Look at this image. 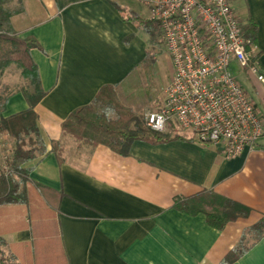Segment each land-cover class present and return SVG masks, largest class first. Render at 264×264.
I'll use <instances>...</instances> for the list:
<instances>
[{
    "label": "crops",
    "instance_id": "crops-1",
    "mask_svg": "<svg viewBox=\"0 0 264 264\" xmlns=\"http://www.w3.org/2000/svg\"><path fill=\"white\" fill-rule=\"evenodd\" d=\"M5 7L11 29L38 45L31 57L45 91L35 106L45 151L25 164L27 204L0 206L13 221L10 239L3 226L0 237L16 264H226L240 246L245 252L227 264H264V233L249 231L264 216V85L256 75L242 68L235 77L263 129L238 156L226 159L180 131L135 139L126 154L80 145L62 124L99 95L111 89L126 108L141 109L122 86L157 43L148 9L140 0H7ZM231 7L252 29L251 62L264 75V0H231ZM10 90L0 117L27 108L21 87ZM58 141L60 156L52 151ZM210 194L250 211L217 229L207 222Z\"/></svg>",
    "mask_w": 264,
    "mask_h": 264
},
{
    "label": "built area",
    "instance_id": "built-area-1",
    "mask_svg": "<svg viewBox=\"0 0 264 264\" xmlns=\"http://www.w3.org/2000/svg\"><path fill=\"white\" fill-rule=\"evenodd\" d=\"M149 11L168 53L172 75L158 109L145 113L154 132L175 127L200 142L220 145L230 159L251 150L262 135V120L229 64L264 75L252 64L251 43L242 36L231 0H140ZM0 134V177L6 176L13 146Z\"/></svg>",
    "mask_w": 264,
    "mask_h": 264
},
{
    "label": "trees",
    "instance_id": "trees-1",
    "mask_svg": "<svg viewBox=\"0 0 264 264\" xmlns=\"http://www.w3.org/2000/svg\"><path fill=\"white\" fill-rule=\"evenodd\" d=\"M7 0H0V75L10 65L20 69L21 77L26 85L21 92L27 103V108L0 117V133L7 132L13 139L11 162L6 176L0 177V206L7 204H27L26 182L29 178L30 168L25 166L37 153L45 151L38 126L35 106L45 95L37 66L31 57V50L37 48L36 41L31 37H20L9 26L11 12L5 7ZM153 23V22H152ZM154 24V25H153ZM156 34L160 33L157 25L153 23ZM244 25V24H243ZM242 36L252 44V29L242 24ZM245 28V29H244ZM99 109V110H98ZM141 116L131 112L117 98L113 90L102 96L99 95L93 104L73 112L63 122L64 134L76 137V140L94 145L105 144L120 154H126L128 145L135 139L152 138L162 139L165 132L149 131L143 123ZM25 139L31 144L25 148ZM33 145V146H32ZM32 146V147H31ZM62 144L53 143L52 151L60 156ZM207 196L206 206L207 222L221 229L225 223L238 217H245L249 208L225 198ZM250 232L258 238L264 233V216L251 226ZM0 245L5 241L0 237ZM243 246L237 247L225 256L224 263H230L245 252ZM3 263V260H0ZM12 264V263H11ZM16 264V263H15Z\"/></svg>",
    "mask_w": 264,
    "mask_h": 264
},
{
    "label": "rangeland",
    "instance_id": "rangeland-1",
    "mask_svg": "<svg viewBox=\"0 0 264 264\" xmlns=\"http://www.w3.org/2000/svg\"><path fill=\"white\" fill-rule=\"evenodd\" d=\"M240 24H242L244 27L242 22H240ZM157 34V43H153L151 45V48L148 52L149 54H147L144 62L140 64V68L136 71L134 79H127V81L122 86L123 95L127 101H132L135 103L136 107L138 105L141 107L140 110L135 109V111L130 109L131 112L141 116L143 120L146 112L152 111L160 106L162 102V90L168 84L172 75V66L169 61L168 53L164 47L163 38L161 37L160 33ZM229 69L232 75L236 77L242 68L235 60H232L229 64ZM19 76L21 77L20 69H18L16 65H10L0 75V108L5 104L4 99L6 95L12 91L10 90L11 88H17L19 86L22 88L26 85V81ZM15 79L19 82H17ZM169 129L170 130L166 131L165 133H174L180 131L178 129L176 130L175 127H171ZM189 133L191 132L188 131L187 134ZM68 135L69 137L73 139L75 138L74 140H76L75 136L70 134ZM76 141L79 142L80 145H88L81 141ZM29 144H31L29 140L25 139V148H28ZM1 210L2 209H0V213ZM1 215L2 214H0V216ZM2 226L7 231L6 236L10 239V236L7 234H10L11 227L13 226L12 219L9 221L8 217L2 215L0 217V227ZM1 259L3 260V263L0 264H15L13 256L4 245H0V260Z\"/></svg>",
    "mask_w": 264,
    "mask_h": 264
},
{
    "label": "water",
    "instance_id": "water-1",
    "mask_svg": "<svg viewBox=\"0 0 264 264\" xmlns=\"http://www.w3.org/2000/svg\"><path fill=\"white\" fill-rule=\"evenodd\" d=\"M218 149L222 150L223 148L220 145H216Z\"/></svg>",
    "mask_w": 264,
    "mask_h": 264
}]
</instances>
